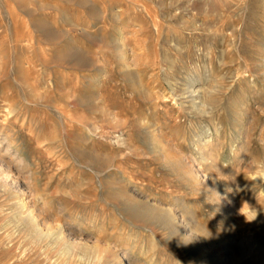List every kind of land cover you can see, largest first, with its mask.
Segmentation results:
<instances>
[{
	"label": "rangeland",
	"instance_id": "obj_1",
	"mask_svg": "<svg viewBox=\"0 0 264 264\" xmlns=\"http://www.w3.org/2000/svg\"><path fill=\"white\" fill-rule=\"evenodd\" d=\"M263 73L264 0H0V129L36 172L39 225L68 233L12 232L0 190V264H264V211L237 215L264 207L240 173L264 158Z\"/></svg>",
	"mask_w": 264,
	"mask_h": 264
},
{
	"label": "bare ground",
	"instance_id": "obj_2",
	"mask_svg": "<svg viewBox=\"0 0 264 264\" xmlns=\"http://www.w3.org/2000/svg\"><path fill=\"white\" fill-rule=\"evenodd\" d=\"M222 14L223 13H221V16L220 14H217L214 18V21L206 23L205 29L213 31L214 34H219L224 28H226V26L230 24V20L226 21L225 16L222 17ZM179 17V27L189 30L196 28V24L194 22L185 20L181 13L179 14ZM201 25H203V23ZM77 63L78 61L76 62V64ZM258 64L260 65L261 63ZM259 72H261V68L258 69V74ZM185 92H187L189 96L193 95L191 101L193 102L194 106L203 108L202 106L205 105V100L203 96L198 93L197 89H194L192 88V86H190V88H188V90ZM4 107L7 111L6 114H10L14 110V107H12V105H4ZM194 170L195 173L194 171L193 173L197 178L201 177V179H205L204 174H201L199 170H196V168H194ZM0 190L6 192L10 196V198L13 199L9 203V209L10 211L14 212V222H17V224L13 225L16 228L12 230V232L18 229L19 224H31L32 229L29 231V234L30 237H32V241H39L41 238L46 236L52 237L53 240L62 239L63 237L67 236L68 233L66 232L64 225L60 221L57 222L54 228L51 230H44V228L39 225L38 212L41 208L38 206L37 200L41 197V194L38 191L37 175L33 170V166L28 157L23 153L21 146L13 137V132L10 130V128L3 131L0 129ZM132 205L136 207L135 209L139 210L140 206H138V203L136 205ZM146 205L149 208L145 207V212L150 211V213H152L153 209L157 208L160 212H163L164 215L161 216H163V219L165 220L167 226L172 227L175 232L179 234L186 233L184 232V229L187 230V223L183 224L184 222L182 221V219H179L180 217L173 210L164 206H157L150 203H147ZM60 209L62 208L60 207ZM7 224L8 223H5L3 224V226H6ZM188 230H190L189 227ZM11 234L12 233H9L8 231L5 235L6 237H9ZM68 238L70 239L71 235ZM2 240L0 243H2Z\"/></svg>",
	"mask_w": 264,
	"mask_h": 264
},
{
	"label": "clouds",
	"instance_id": "obj_3",
	"mask_svg": "<svg viewBox=\"0 0 264 264\" xmlns=\"http://www.w3.org/2000/svg\"><path fill=\"white\" fill-rule=\"evenodd\" d=\"M240 173L244 174L246 180L253 182V185L254 184L264 185V158L249 161L246 172L241 171ZM232 181L233 183H235V178ZM242 191H244V189L241 188L239 184H235L234 187H229L226 189V192L231 193L233 196H238ZM261 196H264V188L261 189ZM226 198L227 197H224V199ZM229 203H231V201H229ZM216 211H219V208H217ZM261 211H264V207H261L260 209H258L254 207L253 205H251L249 202L242 200L240 207L237 210V215L242 216L246 223H252L257 219ZM203 237L209 238L211 237V233L208 231V235L203 236ZM191 242H192L191 240L187 242L182 241V243H184L185 245ZM107 247L110 248L111 244L110 243L107 244Z\"/></svg>",
	"mask_w": 264,
	"mask_h": 264
}]
</instances>
